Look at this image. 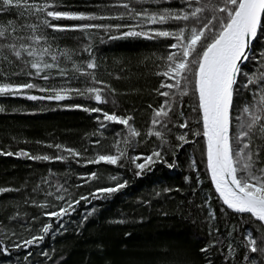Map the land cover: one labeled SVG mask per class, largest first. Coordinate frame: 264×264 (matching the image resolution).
<instances>
[{
  "label": "trees",
  "instance_id": "1",
  "mask_svg": "<svg viewBox=\"0 0 264 264\" xmlns=\"http://www.w3.org/2000/svg\"><path fill=\"white\" fill-rule=\"evenodd\" d=\"M30 2L44 4L55 0ZM125 3L129 4V9L122 6ZM59 4L57 10L60 11L106 17L126 15L124 19L53 22L112 25L107 30L93 28L87 33L53 31L41 26L39 32L48 36L60 66L67 70L65 76H60L57 69L51 70L49 80L24 74L35 70L15 61L10 53L12 65L0 61V69L21 73L8 77L7 82H31L38 86L23 89L18 96L0 97V107L4 108L0 112V188L17 189L0 194V248L7 249L0 252V264H249L252 258L255 264H260L264 254L251 253L245 247L246 231L251 230L258 243L264 236L260 223L248 214L228 209L213 188L202 135V114L192 85L188 86V95L177 97L180 106L172 105L169 112L172 122L167 128L151 123L154 110L166 99L157 89L161 83L171 82L162 73L169 63L167 55L176 51L168 45L175 41L124 36L129 28L116 27L141 25L135 30L145 32L176 30L184 26V22L143 24L128 18V14L131 8L155 12L182 5L178 0L159 4L151 0L144 4L136 0H59ZM196 6L199 5L194 3L193 7ZM18 11L0 12V24L8 21L39 23L36 17L18 16ZM43 18L41 13L40 19ZM6 42L0 39V44ZM89 44L98 65L94 70L87 69L85 63L89 56L83 48ZM57 49L69 50L72 59L61 56ZM261 51H264V39L255 42L253 53L242 69L244 75L239 77L241 87L237 89L239 95H234V106L252 99L242 85L246 77L264 73V61L258 58ZM45 59L52 62L50 57ZM74 64L87 72L94 71L96 79L103 83L93 85L89 77L74 73ZM74 75L77 78H73ZM88 86L101 88L102 98L107 102H97L75 92L67 93L68 98L64 100L47 98L53 94V89ZM259 87V84L249 86L253 92ZM30 95L45 98L31 100ZM95 108L101 111H91ZM105 112L131 116L129 125L140 135L133 136L128 127L104 120ZM185 120L188 127H179ZM150 131H161L163 139L147 135ZM180 135H185L188 141L182 147L177 139ZM65 149L80 155L73 157ZM21 151L31 157L48 156L50 159L17 155ZM153 151H159L162 159L137 175L136 164L142 163ZM120 152L124 154L115 165L103 161L89 163L97 155H119ZM261 157L264 158V152ZM93 173L95 179L91 178ZM124 182L126 186L118 192L97 191ZM48 192L55 195H47ZM58 195L65 199L57 200ZM76 200L79 203L72 204L70 214L62 218L46 215ZM210 211L214 212V219ZM49 225L48 233H44L43 227ZM41 236L43 239L31 246L24 243ZM206 246L208 251L201 252Z\"/></svg>",
  "mask_w": 264,
  "mask_h": 264
},
{
  "label": "snow or ice",
  "instance_id": "2",
  "mask_svg": "<svg viewBox=\"0 0 264 264\" xmlns=\"http://www.w3.org/2000/svg\"><path fill=\"white\" fill-rule=\"evenodd\" d=\"M137 3H148L149 0H136ZM153 3H171V0H151ZM182 6L177 8H163L159 11L150 12L148 9L137 11L130 9L128 18L141 21L143 24H169L184 22V26L176 30L170 29H150L136 31L135 28L141 25H117V28L127 27L129 30L123 33L124 36H144L153 38H170L174 43L168 45L170 52L166 60L167 69L162 73L171 82H163L159 89L166 88L168 91H160L158 94L165 97L163 105L154 110L152 125L158 123L164 128L171 123L169 112L172 105L177 104V97H184L189 94V85L197 97L198 110L202 112L201 121L203 126L202 135L206 137V161L211 173V180L214 182L215 189L222 199V203L228 209L240 213L249 214L255 221L260 223L264 230V73L259 76L246 77V83L242 85L244 90H248L252 99L250 102H242L241 105L234 106V95H239L238 87H241L239 77L242 73V65L250 59L253 53V42L264 39V0H178ZM199 6L193 7V4ZM129 9V4L122 5ZM60 7L59 0L54 3L37 4L30 0H0V12H8L13 9L20 10L17 15L20 17H36L39 23L8 21L0 24V39L8 42L0 44V61L8 65L14 63L9 58L8 53L17 62H23L25 66L34 69L35 72H27L29 76H37L44 80L52 78V69H57L60 76L67 75V70L62 68L59 57L53 52L52 45L49 43L47 35L40 34L41 26L50 28L53 31H80L87 33L93 28L109 29L112 25H98L84 23L77 25H60L53 23L60 20L71 21H95L99 19H124L126 14L118 17H106L95 14L73 13L57 10ZM43 19H40V14ZM50 18V19H49ZM191 22V23H189ZM22 33H27L26 35ZM259 34V37H258ZM60 55L68 60L72 59L69 50L57 49ZM88 53L89 59L85 62L87 69H96L95 57L92 54L91 45L83 48ZM28 57L30 59H25ZM46 57L51 58V63ZM258 58L264 61V51L258 54ZM74 73L90 78L94 84L103 83L96 79L95 73L87 72L83 68L74 64ZM20 72H6L0 69V97H14L22 93L23 89L38 88L33 83L16 84L7 82V78L12 75H20ZM73 78H77L75 75ZM260 85L254 92L249 88L250 85ZM40 91H49L46 88H39ZM172 90H175L173 93ZM102 89L95 86H88L84 89H53V94L48 99L57 101L68 98L67 93L75 92L76 95L93 98L97 102L106 103L102 98ZM63 93V94H62ZM45 97L34 95L28 99L37 100ZM151 107V106H150ZM167 108V110H166ZM85 111L89 109L85 108ZM4 111L0 107V112ZM91 111L100 112L101 109L95 108ZM183 116V113L180 112ZM106 121L118 123L129 128L133 136H139L140 132L129 125L131 116H117L115 113H103ZM235 121V123H234ZM102 127L106 125L102 124ZM181 128L188 127L185 120L179 125ZM201 133H194L200 135ZM147 135L160 137L163 139L161 131H150ZM182 143H187L185 135L177 137ZM166 142V141H165ZM99 143V141H97ZM57 147H60L59 145ZM73 157L80 153L72 149H65ZM2 154V153H0ZM7 155H13L7 152ZM123 152L119 155H97L89 163L117 164ZM19 156L31 159L48 160V156L31 157L27 152L17 153ZM155 158V159H154ZM56 159H66V157H56ZM136 159H141L137 157ZM161 153L153 151L151 155L143 158L142 163H137L139 169L137 175L143 174L146 167L161 160ZM95 179V174H91ZM45 183L47 181H44ZM126 186V182L115 187L98 189L102 193H115ZM62 188L63 186H59ZM37 189H34L36 191ZM17 191V189L0 188V194ZM59 191V188H58ZM47 195H55L48 192ZM100 198V197H96ZM57 200H64L63 195L56 196ZM80 199H87L80 197ZM78 204L79 200L69 202L67 207H61L59 211L46 213V215L62 218L68 215L72 204ZM40 206V205H37ZM47 207V205H43ZM211 218H215L214 212L210 211ZM123 221H121L122 223ZM49 226L43 227L42 231L48 233ZM247 241L245 247L251 253L264 254V236L258 240L253 236L252 231H246ZM43 237H34L24 243L28 246L42 240ZM212 246H215L214 244ZM6 248H0V252H6ZM208 247L201 248V252H207ZM229 251L233 249L230 247ZM45 255H47L45 253ZM248 259V257H245ZM249 264H255V258L249 260ZM264 264V260L260 261Z\"/></svg>",
  "mask_w": 264,
  "mask_h": 264
},
{
  "label": "water",
  "instance_id": "3",
  "mask_svg": "<svg viewBox=\"0 0 264 264\" xmlns=\"http://www.w3.org/2000/svg\"><path fill=\"white\" fill-rule=\"evenodd\" d=\"M255 42H253V45L252 47L254 46ZM252 53H250V56H251ZM247 63H245L244 65H242V69L246 66ZM202 114V112H201ZM205 141H206V137H205ZM208 172H209V176H210V180H211V173H210V170L208 169ZM212 182V185H213V188L215 190V192L217 193L216 189H215V185H214V182L211 180ZM217 195L219 196V194L217 193ZM219 198L221 199V197L219 196ZM222 200V199H221ZM226 206V205H225ZM227 207V206H226ZM232 211V210H231ZM234 212V211H233ZM240 214V213H239ZM249 215V214H248Z\"/></svg>",
  "mask_w": 264,
  "mask_h": 264
}]
</instances>
